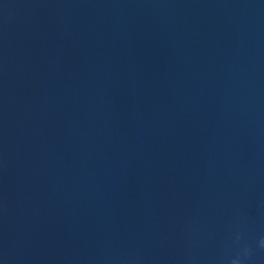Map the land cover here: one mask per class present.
I'll use <instances>...</instances> for the list:
<instances>
[{
    "label": "water",
    "instance_id": "1",
    "mask_svg": "<svg viewBox=\"0 0 264 264\" xmlns=\"http://www.w3.org/2000/svg\"><path fill=\"white\" fill-rule=\"evenodd\" d=\"M175 264H264V0H124Z\"/></svg>",
    "mask_w": 264,
    "mask_h": 264
}]
</instances>
